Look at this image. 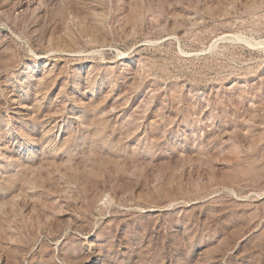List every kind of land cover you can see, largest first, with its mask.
<instances>
[{"label": "rangeland", "instance_id": "rangeland-1", "mask_svg": "<svg viewBox=\"0 0 264 264\" xmlns=\"http://www.w3.org/2000/svg\"><path fill=\"white\" fill-rule=\"evenodd\" d=\"M0 264H264V0H0Z\"/></svg>", "mask_w": 264, "mask_h": 264}]
</instances>
